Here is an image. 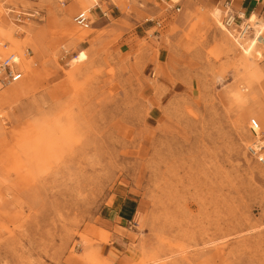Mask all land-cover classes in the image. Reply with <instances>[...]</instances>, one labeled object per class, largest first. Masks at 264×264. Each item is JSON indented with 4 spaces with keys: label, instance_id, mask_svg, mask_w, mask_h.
Listing matches in <instances>:
<instances>
[{
    "label": "rangeland",
    "instance_id": "1",
    "mask_svg": "<svg viewBox=\"0 0 264 264\" xmlns=\"http://www.w3.org/2000/svg\"><path fill=\"white\" fill-rule=\"evenodd\" d=\"M96 1L0 0V60L23 73L0 84V264H114L102 246L127 197L130 264H264L254 37L235 42L223 4Z\"/></svg>",
    "mask_w": 264,
    "mask_h": 264
},
{
    "label": "crops",
    "instance_id": "2",
    "mask_svg": "<svg viewBox=\"0 0 264 264\" xmlns=\"http://www.w3.org/2000/svg\"><path fill=\"white\" fill-rule=\"evenodd\" d=\"M89 1L91 3V6L89 8H95L96 5H98L97 1H92V0ZM203 1L205 4L209 6H216V5L224 4L225 2H230L233 13L238 15L239 18H242V20H238L239 24L251 18L250 22L251 24H254L255 28L260 26V24H262L264 27V24L259 23V21L257 20V17L259 19L264 20V0H203ZM100 9H101L100 11H102V8ZM216 14L219 18L220 15L219 11H217ZM146 23L147 22H145V24ZM153 28L154 27H148V28L143 27L142 29L138 30L136 34L128 38L127 41L129 42H124L123 45H126V47L129 48V50H132V48L134 47L133 44L136 41L135 39L145 38L143 36L144 33L149 32ZM251 35L254 38L251 40L250 45H254V49L256 46H258L261 49L262 57H263L262 66L264 67V31L260 33V31L258 30L256 34L253 30L251 32ZM164 50L166 53V57H168L167 48H165ZM139 211H140V207L138 205V202L132 197H127L126 199L122 200V202H120L118 208L116 209L115 216L113 218V223H110L109 225L110 227L109 231L110 233L113 234L115 240L109 246L107 245L102 246L103 249L106 248L107 256L111 258L114 264H130L129 263L130 256L128 255V245L125 242V238L127 239L129 234L133 231V229L136 228V223L138 222V217H139ZM118 229L126 230V233L124 234L125 238L122 237L119 233H117Z\"/></svg>",
    "mask_w": 264,
    "mask_h": 264
},
{
    "label": "built area",
    "instance_id": "3",
    "mask_svg": "<svg viewBox=\"0 0 264 264\" xmlns=\"http://www.w3.org/2000/svg\"><path fill=\"white\" fill-rule=\"evenodd\" d=\"M60 3L65 4V0H60ZM99 8V5H96V9ZM225 15L223 18V28L232 36L237 43L243 42L246 37L254 30L251 24V18L241 24L238 23V20H242L238 15L233 13L230 2H225L222 6ZM177 11H180L178 9ZM73 21L76 26L84 30L91 28V13L87 11H80L77 13ZM158 27H161V24L158 23ZM260 33L262 31L260 30ZM261 35V34H260ZM23 73L18 70L17 64L15 62L14 55L0 60V84L8 85L17 83L22 80ZM250 130L254 134V141L247 146L248 155L255 160L258 164L264 167V135L262 134L260 123L252 119L249 122Z\"/></svg>",
    "mask_w": 264,
    "mask_h": 264
},
{
    "label": "bare ground",
    "instance_id": "4",
    "mask_svg": "<svg viewBox=\"0 0 264 264\" xmlns=\"http://www.w3.org/2000/svg\"><path fill=\"white\" fill-rule=\"evenodd\" d=\"M92 1H96V0H92ZM86 11H87V10H86ZM91 11H92V10H89V11H87V12H90V13H91ZM237 42H239V41H237ZM239 43H240V42H239ZM240 45H241V43H240ZM241 47L244 48L243 45H241ZM248 52H251V49H250V50L248 49ZM11 55H14V57H15V62H16V64L18 65V63H19L20 60H21V56L17 55L16 53H15V54H11ZM8 57H9V56H8Z\"/></svg>",
    "mask_w": 264,
    "mask_h": 264
}]
</instances>
